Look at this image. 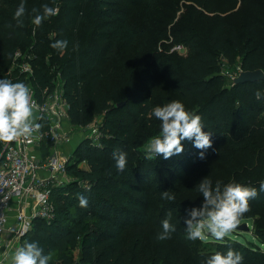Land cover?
<instances>
[{"label":"trees","instance_id":"obj_1","mask_svg":"<svg viewBox=\"0 0 264 264\" xmlns=\"http://www.w3.org/2000/svg\"><path fill=\"white\" fill-rule=\"evenodd\" d=\"M170 1L163 5L159 0H28L23 1V27H16L13 19L21 2H8L7 15L0 22V79L26 84L24 76L9 73V69L17 51L28 54L35 91L53 90L59 76L70 125L85 128L102 119L98 142L85 138L70 155L66 173L71 181L52 190L51 219L35 218L20 245L38 242L44 254L50 255L49 264H201L208 256L226 254L229 249L242 254L243 264H264V251L238 240L190 241L186 234H175L176 228L170 239H157L163 231L162 220L182 211V205L161 198V192L176 189L177 179L165 181L159 172L165 159H147L138 145L142 136L138 133L152 125L146 121L150 101L156 107L179 100L186 110L199 108L193 114L200 115L203 130L212 133L215 161L239 162L242 169L252 171L250 181L258 196L249 202L250 211L241 220H253V237L264 246V191H260L264 181V80L229 88L223 85L218 64L220 59L243 72L264 71V14L246 23V38L223 23L225 31L202 39L184 21L178 25L184 34L182 41L172 44L183 46L186 55L166 52L171 43H161L156 56L147 55L137 82L123 69L119 76L116 73L119 81L115 86L102 83V63L121 65L123 52L134 47L153 24L162 25L148 12L166 8L169 15L161 16L166 21L177 0ZM44 4L58 8V14L35 27L32 36L31 10L42 11ZM134 9L142 11L144 27L132 21ZM6 32L12 34V41L5 37ZM57 40L68 41L63 52L51 47ZM18 44L24 51L17 49ZM45 143L49 148L46 140L42 146ZM182 143L184 150L193 144ZM114 151L127 154L124 172L116 170ZM188 151L180 160L176 155L166 160L176 177L182 176L193 155V150ZM78 194L87 197V207L79 206Z\"/></svg>","mask_w":264,"mask_h":264},{"label":"clouds","instance_id":"obj_2","mask_svg":"<svg viewBox=\"0 0 264 264\" xmlns=\"http://www.w3.org/2000/svg\"><path fill=\"white\" fill-rule=\"evenodd\" d=\"M41 9L33 8L32 23L39 27L44 20L58 14V8L48 4ZM26 14V5L22 2L14 12L13 19L16 27H23V17ZM8 27H12L11 24ZM53 49L63 52L68 47L67 40H57L51 44ZM78 47V46H76ZM261 93L257 91L256 98ZM37 108L33 100L29 85L24 82H13L10 79H0V142H12L20 138L39 139L35 135L40 132L42 124L37 123L34 109ZM153 116L160 123L159 135L153 136L147 143L146 158L162 156L165 160L184 151L183 141L193 142V146L201 150L199 158L203 159L207 149L212 147L211 132H205L202 117L185 109L179 100H172L164 106H156L152 110ZM117 172H124L127 166V154L122 151H114ZM197 189L203 197V203L199 208L188 211L184 220L186 238L190 241H204L208 236L216 240L228 237L240 224L241 218L250 211V201L258 196L255 187L244 186L235 181L223 184L220 180L215 182L204 178ZM260 191H264V181L260 183ZM161 198L174 201L175 196L170 191L161 192ZM80 207L88 206L87 197L78 194ZM171 213L168 218L162 220L163 231L157 236L159 240L171 238L175 227L170 223ZM50 255L44 254L43 248L36 241L27 242L17 247L8 258V264H49ZM201 264H243L241 253L229 249L226 254L216 252L202 260Z\"/></svg>","mask_w":264,"mask_h":264},{"label":"rangeland","instance_id":"obj_3","mask_svg":"<svg viewBox=\"0 0 264 264\" xmlns=\"http://www.w3.org/2000/svg\"><path fill=\"white\" fill-rule=\"evenodd\" d=\"M9 1L11 0H0V22H2L5 15H7ZM17 1L22 2V0ZM159 1H161L163 5H170L171 3L170 0ZM156 12L160 16H158L155 12H148V15H151L153 19L161 21L162 25L153 24V28L147 30V34L142 36V38L134 47L126 52H123L120 57V60L122 61L121 65H119V63H114L113 61L102 63V67L100 66V68L102 70L104 69L102 82L104 86H115L119 81L118 76L120 75L121 71H123V69H127V71H129V77L137 82L140 73L145 70L144 65L147 55L156 56L159 45L161 43L164 45V43L169 42L171 45L166 46V52H172L174 47H176L174 45L182 41L184 34L180 32L179 27H181L184 21L187 22L192 30H196L197 34L202 39L209 38L214 32H222L223 30L225 31V28L223 29V23L232 26L240 37L246 38L244 31L245 25L249 21H257L259 16L264 14V0H192L189 3L185 2L184 0H177L173 5V10L171 12L172 15L166 21L161 19L163 18L161 17L162 15H169L170 13L166 8H157ZM143 19L144 17L142 16V11L139 12L134 9L132 21L135 24L144 27L145 23ZM179 24L180 26L178 27ZM35 27L36 26L31 20L29 22V28L32 29V36H34ZM162 30H165L162 35H157L158 31ZM175 31L178 32V34H176L177 36H175L176 39L173 35ZM5 37L9 41L13 40L12 34L9 32H6ZM165 38H169V41H165ZM17 49L24 51L20 44H18ZM184 50L185 52L183 54L178 53L179 56H184L187 54L186 49ZM46 61L47 63L49 62L47 58ZM218 62L220 73L224 78L223 85L230 88L233 85V81L227 76V74L232 75L233 73H236V66L226 61H221L220 59H218ZM116 73H118V76H116ZM55 82L57 85H61V81L59 79H56ZM125 83L126 79L124 80V84ZM152 103L153 101H150L146 112V121L148 123H152V125L147 126L146 130L139 131L138 133L142 135L138 145H140V147H142L144 150L146 149L150 138L159 135L160 133L161 122L152 114V110L155 108V106L152 107ZM197 109L199 108L194 106L192 109H187V111L193 113ZM101 122L102 119L97 118L91 125L81 128L70 125L68 120L67 124L65 125V131L69 132L71 141H79L80 143L83 139L89 138L97 142L99 140L100 134L98 127ZM139 126H142L141 122ZM211 148L207 149L204 158L200 159L199 152L201 150L196 149L193 144L188 146V148L185 149L180 155H183L185 152H189L188 149L193 150L191 152L193 155L188 159L185 171L181 177H176V172L172 170L171 166H169V163H167L166 160L162 161L161 163L159 172L161 176L165 175V181L168 182L172 181L173 179H177V187L173 192H171V194L175 196L176 201L181 203L182 211L173 212L171 215L170 222L177 229L175 234H186L184 220L187 218L188 211L192 208H199L202 205L203 197L199 193L197 185L204 178L211 179L213 181V186L217 180L222 182V186L223 184H227L232 181L249 187H252L253 185L250 181L252 171L242 169V165L239 162L234 161L231 163L221 158H218V160L215 161L213 157L214 152L211 150ZM48 150V145L45 143L41 150L42 159L47 157ZM180 155L175 156L176 160H180ZM32 157L33 159L37 160L36 153H33ZM69 157H67V159H69ZM153 159H157V157H154ZM42 174H44V172L38 173L39 177L42 176ZM70 181L71 178L67 177L64 185ZM243 224L248 225L250 229L249 233H240L234 230L226 238L238 240L248 247H251V245H253V247H259L261 251H264V246L258 245L255 238L253 237V220H240V224L238 226H242ZM218 241L220 240H216L215 238L208 236L204 241H202V243L210 244L216 243Z\"/></svg>","mask_w":264,"mask_h":264},{"label":"built area","instance_id":"obj_4","mask_svg":"<svg viewBox=\"0 0 264 264\" xmlns=\"http://www.w3.org/2000/svg\"><path fill=\"white\" fill-rule=\"evenodd\" d=\"M184 49L178 45L172 52L183 54ZM30 59L28 54L17 51L9 73L16 71L26 78L37 105L34 109L36 122L45 128L35 134L39 139L20 138L3 143L0 155V264H8L10 254L20 247L35 218L51 219L52 190L64 185L67 179L68 159L59 148L72 142L69 132L65 131L69 106L63 96L62 84L57 85L56 80L53 90H34L30 82L34 75ZM236 69V73L227 74L232 81L243 72L240 67ZM45 140L50 146L47 157L42 159L41 146ZM33 153L37 154V160L33 159ZM40 172L46 177H39Z\"/></svg>","mask_w":264,"mask_h":264},{"label":"water","instance_id":"obj_5","mask_svg":"<svg viewBox=\"0 0 264 264\" xmlns=\"http://www.w3.org/2000/svg\"><path fill=\"white\" fill-rule=\"evenodd\" d=\"M264 80V73L261 70H257L254 72H242L239 77L233 80V85H240L245 83H256ZM78 146V145H77ZM1 160V158H0ZM238 232L249 233L250 229L247 224H243L242 226H238L236 229Z\"/></svg>","mask_w":264,"mask_h":264},{"label":"crops","instance_id":"obj_6","mask_svg":"<svg viewBox=\"0 0 264 264\" xmlns=\"http://www.w3.org/2000/svg\"><path fill=\"white\" fill-rule=\"evenodd\" d=\"M79 144V141L76 142V141H72L71 143L69 144H65V145H62L60 148H59V151L63 154V156L65 157H69L72 152L75 150V148L77 147V145ZM38 158V157H37ZM42 178H45L46 175L45 174H42L41 176Z\"/></svg>","mask_w":264,"mask_h":264}]
</instances>
